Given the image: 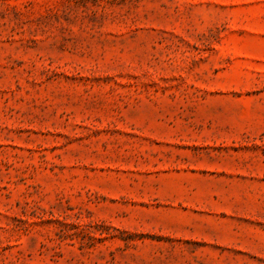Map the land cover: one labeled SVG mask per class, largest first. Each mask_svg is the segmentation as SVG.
<instances>
[{"label": "rangeland", "instance_id": "1", "mask_svg": "<svg viewBox=\"0 0 264 264\" xmlns=\"http://www.w3.org/2000/svg\"><path fill=\"white\" fill-rule=\"evenodd\" d=\"M0 264H264V0H0Z\"/></svg>", "mask_w": 264, "mask_h": 264}]
</instances>
